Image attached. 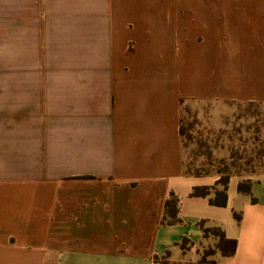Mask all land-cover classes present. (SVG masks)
<instances>
[{
  "label": "crops",
  "instance_id": "crops-1",
  "mask_svg": "<svg viewBox=\"0 0 264 264\" xmlns=\"http://www.w3.org/2000/svg\"><path fill=\"white\" fill-rule=\"evenodd\" d=\"M187 101L264 104V0H0V264H264V173L185 174Z\"/></svg>",
  "mask_w": 264,
  "mask_h": 264
},
{
  "label": "rangeland",
  "instance_id": "rangeland-1",
  "mask_svg": "<svg viewBox=\"0 0 264 264\" xmlns=\"http://www.w3.org/2000/svg\"><path fill=\"white\" fill-rule=\"evenodd\" d=\"M181 123L184 166L191 172L219 178L264 173V104L187 101ZM213 252L205 250L203 261L210 263Z\"/></svg>",
  "mask_w": 264,
  "mask_h": 264
},
{
  "label": "trees",
  "instance_id": "trees-1",
  "mask_svg": "<svg viewBox=\"0 0 264 264\" xmlns=\"http://www.w3.org/2000/svg\"><path fill=\"white\" fill-rule=\"evenodd\" d=\"M180 132H181V136L183 135V127H182V123L180 126ZM184 170H185V174L187 175H191V176H205L207 174L204 175V173L201 172H191V170L188 167L184 166ZM232 175H223L219 178L218 182H217V186L221 187V191H217V195L218 196H223L225 197V191L227 189V185H228V181L229 178ZM210 189L209 188H194L193 190V195L195 196H207L209 194ZM239 191L243 192V193H249L250 192V183L249 182H242L239 184ZM167 209L169 210V212L174 216L176 213V200L174 198H172L171 200H169L166 204ZM173 221H176V219H174ZM208 232V230H207ZM210 264H214V263H210Z\"/></svg>",
  "mask_w": 264,
  "mask_h": 264
}]
</instances>
